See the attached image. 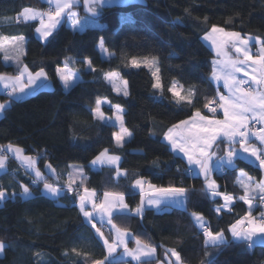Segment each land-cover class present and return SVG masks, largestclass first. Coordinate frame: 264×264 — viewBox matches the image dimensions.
<instances>
[{
    "label": "trees",
    "instance_id": "16d2710c",
    "mask_svg": "<svg viewBox=\"0 0 264 264\" xmlns=\"http://www.w3.org/2000/svg\"><path fill=\"white\" fill-rule=\"evenodd\" d=\"M146 2V7L103 8L97 17L104 25L100 29L89 27L76 32L63 22L43 43L35 35L38 23L23 24L17 18L25 7L45 11L49 5L42 0H0L1 35L23 36L26 40L25 54L18 64H6L0 53V74L18 75L24 65L33 73L44 68L52 84L50 89L26 99L10 101L0 119V147L13 144L23 148L26 155L38 160L41 171L51 164L60 183L45 179L62 188L71 166L80 165L87 177L85 187L95 189L99 196L105 191L123 193L130 208L139 205L141 199L136 191L132 195V184L137 178L157 187L188 188L186 210H147L142 218H113L118 227L156 247L154 264H166L168 248L180 252L183 264H208L209 260H215V264H264V246L248 249L232 244L228 231L247 212L246 204L238 199L243 195L236 184L238 173L244 171L260 179V169L239 160L234 171L227 170L223 176L213 174L220 191L237 200L231 212L224 210L218 215L215 209L221 206L222 199L209 198L204 181L188 175L187 162L163 140L173 124L189 119L197 109L208 115L204 105L216 97V88L210 82L214 54L203 36L215 25L245 37L264 39V0ZM76 11L80 16L86 15L83 7ZM101 38L105 48L114 54L108 60L98 49ZM133 58L158 60L161 88L153 87L156 82L147 68L130 67ZM66 59L73 60L71 68L82 77L69 91L64 90L56 72ZM88 59L94 72L86 70L84 61ZM108 72H117L127 81L128 97L114 92L104 78ZM174 81L186 91L195 90L192 104L177 103L168 91ZM97 99H106L124 109L125 126L132 136L123 148L115 144L118 129L94 118L92 109ZM103 112L110 117L114 114L113 109L106 107ZM105 148L120 156L124 177L116 178L113 168H92L91 161ZM7 165V173L0 176V188L6 190L8 197L0 201V240L7 245L0 264H91L92 260L103 259L105 250L80 212L75 192L52 199L43 193V181L35 187L33 176L9 155ZM21 184L29 187L30 198L20 195ZM258 209L260 215L262 210ZM192 212L202 214L213 232L224 231L229 246L206 248ZM107 235L111 239L109 232ZM133 246L134 242H130L129 247Z\"/></svg>",
    "mask_w": 264,
    "mask_h": 264
},
{
    "label": "snow or ice",
    "instance_id": "6c2138e0",
    "mask_svg": "<svg viewBox=\"0 0 264 264\" xmlns=\"http://www.w3.org/2000/svg\"><path fill=\"white\" fill-rule=\"evenodd\" d=\"M43 2L49 5L47 11L25 7L19 14L17 22H38L35 32L41 41L48 42L62 22L69 23L73 30L78 31H83L84 27L88 25L100 27L95 18L102 14L104 7L114 3V0H43ZM80 7L84 8L88 16L83 24L80 20V13L76 11ZM9 39L13 42L24 41L23 36L11 38L0 36V52L5 50L3 41ZM203 40L210 42L218 57L212 61L213 68L210 75V82L216 85V97L204 105L213 115L211 117L204 115L197 109L189 119L173 124L164 133L163 139L171 146L174 153L178 156L182 154L181 158L186 159L188 165L186 173L193 177H203L205 191L209 198L220 197L222 199L221 206L215 209L219 215L224 210L231 212L236 201L232 195L220 191V185L213 178V173L219 172L223 175L226 169L234 171L238 160L249 163L258 162V167L264 169V39L245 37L240 32L225 31V29L213 25L211 30L203 36ZM253 40L260 46L258 54L252 53ZM13 47H16L15 43H13ZM99 48L102 53H108L102 38L99 41ZM226 49L234 50L235 58ZM10 58L7 54L4 57L5 60ZM84 63L87 64L88 70L95 71L90 59L85 60ZM130 63L136 68L141 67L142 63L143 66L150 69L152 65H156L155 71H153L156 83L153 87H162L156 58H153L152 61L145 58L142 62L133 58ZM246 68L251 71H247ZM56 72L66 89L71 88L79 79L75 72L69 70L67 59L64 62V67H58ZM240 74H243L247 79L240 78ZM104 78L112 84L118 94L129 95L127 81L118 83L119 73L108 72L105 73ZM47 79L48 74L44 68L33 73L29 71L27 65H24L19 69V74L14 77L0 74V85L8 90L7 96L20 99L22 95L28 94L26 89L32 88L35 91L38 87L44 86ZM37 81L40 83L37 84ZM221 87L226 90V94L221 91ZM183 90V85H178L175 81L168 89L177 98V103L186 101L188 104H192V98L196 95L195 90L189 88L187 95L181 96ZM102 104H110V102L106 99H97L92 114L98 121L111 126L118 124L120 131L115 134L116 146L123 148L125 138L132 136V133L124 125V110L118 104L111 105L116 112L115 121H112L105 117L101 110ZM5 110L6 105L0 103V114H3ZM218 111L222 112V118H216ZM252 124L260 127H250ZM253 139L258 141L259 147L252 142ZM218 142L227 146L222 155H218L220 152L217 146ZM237 145H239V150ZM6 153L12 154L15 159L22 162L26 171L33 176V184L43 181L44 190L51 196L59 198L62 193L75 192L80 212L85 221L95 229L105 250L103 259L92 260L91 264H133V262L134 264H154L156 247L142 241L139 237L132 236L127 229L118 227L113 221L114 215L116 217L135 215L142 218L147 208L159 210L162 205L165 207L174 205L187 209L188 188L183 186L157 187L148 182L149 192L145 193L146 181L144 178H137L132 184L134 190L132 195L136 194L135 190H139L141 199L139 205L130 208L125 201L124 194L120 192L105 191L102 198H97L95 189L84 186L87 177L82 167L72 168L63 188L48 183L44 173L37 167L36 158L25 155L23 148L13 144H8L6 148L0 147V171L7 172L8 155ZM120 159L119 155L110 154L109 149L105 148L91 161V165L113 168L116 178H119L126 175V172L121 171ZM45 167L52 175H56V169L51 164H47ZM77 178L79 183H77ZM236 184L243 191V195L238 199L247 205V212L229 226L231 243L246 246L248 249L258 245L264 246V212H261L259 217L253 214L254 208L258 207L253 201L259 199L261 202L259 206H264V179L256 181L248 173L241 171L236 179ZM20 187L22 189L20 195L30 198L32 193L29 187L24 184H21ZM145 195L148 196L147 200H145ZM7 198L6 190L0 188V201ZM190 215L194 225L204 237L206 248L219 249L229 246L230 242L224 231L213 232L206 218L198 212H192ZM93 221L102 226L109 225L111 239L106 237ZM130 241H134L135 248L129 247ZM6 247L7 245L0 240V254L4 253ZM118 250H120L119 254H117ZM73 252H76V249H73ZM77 254L80 253L77 252ZM165 261L166 264H183L181 254L176 248L165 250ZM208 264H215V260H209Z\"/></svg>",
    "mask_w": 264,
    "mask_h": 264
},
{
    "label": "crops",
    "instance_id": "0c3cea01",
    "mask_svg": "<svg viewBox=\"0 0 264 264\" xmlns=\"http://www.w3.org/2000/svg\"><path fill=\"white\" fill-rule=\"evenodd\" d=\"M19 23H23V24H28V23H38V22H35V21H33V22H28V23H24V22H19ZM68 25H69V27H71L70 26V24L68 23ZM88 27V26H87ZM86 27V28H87ZM86 28H84L83 29V31L86 29ZM71 29L73 30V28L71 27ZM74 31H76V32H83V31H78V30H74ZM0 36H5V35H1V29H0ZM6 37H9V36H6ZM9 38H11V37H9ZM255 38V37H254ZM10 40V39H9ZM206 44H207V46L212 50V52H213V54H214V58H213V60H215V59H218V57L216 56V51H215V49L211 46V44H210V42H207V41H204ZM252 53L253 54H258V49H259V45L258 44H256L255 43V41L253 40L252 41ZM26 48V47H25ZM226 50H229V49H226ZM230 51V54H232L233 56H234V58H235V54H234V50H229ZM1 53V52H0ZM2 54V53H1ZM24 54H25V50H24V52H23V56L21 57V58H10V59H8L7 61H9L8 62V65H16V64H18L21 60H22V58L24 57ZM2 56H3V54H2ZM4 57V56H3ZM23 66H21V68H22ZM212 67H213V65H212ZM246 70L247 71H251V69H249V68H246ZM5 75H7V74H5ZM7 76H11V77H14V76H16V75H7ZM240 78H242V79H247V77H244L243 76V74H240ZM40 82L39 81H37V84H39ZM213 85H214V87L216 88V85L214 84V83H212ZM51 86H52V84H51V82H50V80L49 79H47V81H45L44 82V86H41V87H38L35 91H33L32 90V88H28V89H26V91L28 92V94L27 95H22L21 97H20V99H13V98H11V97H9V96H7L6 95V93H7V89H4L3 88V85H0V103H4L5 105H6V108H8L9 107V105H10V101L11 100H23V99H26V98H28V97H30V96H32V95H34V94H36L37 92H39V91H41V90H45V89H50L51 88ZM221 91H224L225 92V94H226V90L225 89H223L222 87H221ZM185 95H187V91L186 90H183V91H181V96H185ZM3 115H4V113L3 114H0V119L3 117ZM211 117V116H210ZM216 118H222V112H221V115L220 116H216ZM131 139V137L130 138H125V141H124V144L126 143V142H128L129 140ZM164 140V139H163ZM166 142V141H165ZM253 143H256V145H257V147H259L260 145H259V143H258V141H255L254 139H253V141H252ZM167 143V142H166ZM115 144H116V141H115ZM218 144H219V142H218ZM170 146V145H169ZM220 147H222V153H224L225 151H226V148H227V146L226 145H222V144H220L219 145ZM171 147V146H170ZM237 147V149L239 150V145H237L236 146ZM6 148V147H5ZM119 148V147H118ZM8 155H9V157L10 158H12L13 160H15L16 162H17V164L19 165V166H21V167H23L24 169H25V167L23 166V164H22V162L20 161V160H17V159H15L13 156H12V154H10V153H7ZM111 154V153H110ZM176 154V153H175ZM177 155V154H176ZM218 155H219V153H218ZM182 156V154L180 155V157ZM185 161H186V159H184ZM239 161V160H238ZM237 161V162H238ZM242 161H244V160H242ZM187 162V161H186ZM236 162V163H237ZM247 162V161H246ZM249 163V162H248ZM250 164H252V165H254L255 167H257V168H259L258 167V162H256V163H250ZM120 165H121V159H120ZM6 166H7V170H8V165H7V162H6ZM72 166H71V168H70V172H72ZM92 168L94 169V170H101L102 168H110V167H107V166H104V167H99V166H92ZM260 169V171H261V177H260V179H255V178H253L254 180H256V181H259V180H261V179H264V169H261V168H259ZM26 170V169H25ZM227 170H229V169H226V171ZM7 173V172H6ZM216 174H217V172H215ZM3 174H5V172L4 171H0V176L1 175H3ZM85 174V173H84ZM214 174V173H213ZM239 174H240V172L238 173V176H239ZM249 175V174H248ZM125 175H122L121 177H124ZM250 176V175H249ZM214 178V177H213ZM77 183H79V179L77 178ZM75 187V186H74ZM62 188V187H61ZM242 190V189H241ZM42 191H43V193L45 194V195H47L48 197H50V198H52V199H57V197H53V196H51L49 193H47L45 190H44V186H43V189H42ZM137 193H139V190H135ZM149 192V189L147 188V182H146V184H145V193H148ZM140 194V193H139ZM62 195H63V193H62ZM61 195V196H62ZM97 198H102V196H99L98 195V193H97ZM147 198H148V196L147 195H145V200H147ZM235 199V198H234ZM125 201H126V198H125ZM235 201L237 202V200L235 199ZM235 202V203H236ZM234 203V204H235ZM253 203L255 204V205H258V207H256V208H254V211H253V214L254 215H256L257 217H259L260 215L258 214V208H259V199H257V200H255V201H253ZM77 205H78V207H79V202L77 201ZM247 206V205H246ZM233 207V206H232ZM169 208H181V207H179V206H168V207H165L164 205H162L161 206V209H155V208H147L146 210H145V212L147 211V210H154V211H160V210H163V209H169ZM181 209H183V208H181ZM89 210H91L90 208H89ZM227 211V210H226ZM144 212V213H145ZM83 215V214H82ZM95 215V214H94ZM115 216V215H114ZM84 217V216H83ZM85 219V218H84ZM93 223H96V227L97 228H100V230L104 233V235L106 236V237H108V235H107V232H109V228H110V226L109 225H101L100 223H97L96 221H93ZM90 225V224H89ZM91 226V225H90ZM105 226L107 227L106 229H105ZM102 227V228H101ZM103 227H104V230H103ZM95 230V229H94ZM109 234H110V232H109ZM111 235V234H110ZM109 238V237H108ZM130 242H134V241H130ZM129 242V243H130ZM136 247V245H135V243H134V246L132 247V248H135ZM131 248V247H130ZM119 251L120 250H118V253L117 254H119ZM156 258H157V252H156ZM133 264H134V262H133ZM158 264H165V263H163V262H159Z\"/></svg>",
    "mask_w": 264,
    "mask_h": 264
},
{
    "label": "rangeland",
    "instance_id": "374dc122",
    "mask_svg": "<svg viewBox=\"0 0 264 264\" xmlns=\"http://www.w3.org/2000/svg\"><path fill=\"white\" fill-rule=\"evenodd\" d=\"M43 1V0H42ZM45 11H47V9L45 10ZM88 18V16H87V14L86 15H84V16H80V20H81V23L83 24L84 23V21L86 20ZM96 20H97V23L100 25V27H97V26H95V25H88V27L87 28H89V27H92V28H102L104 25L102 24V23H100L99 22V20H98V18H95ZM63 24V22L61 23V25ZM60 25V26H61ZM59 26V27H60ZM59 27H58V29H59ZM86 27H84V28H86ZM57 29V30H58ZM56 30V31H57ZM35 35H36V37L39 39V37H38V34L35 32ZM51 38V37H50ZM50 38H49V40H50ZM40 40V39H39ZM41 41V40H40ZM43 43H46V42H44V41H42ZM3 43H4V45H5V50L4 51H2L1 53L3 54V56L5 57V55L7 54V55H9L11 58H21L22 56H23V52H24V50H25V47H26V40H25V38H24V41H22V42H20V41H16V42H13L11 39L10 40H6V41H3ZM13 43H15L16 44V47H13ZM98 49H99V51H100V53H101V55H102V57H103V59H105V60H108V59H110L111 57H113L114 56V54L113 53H110L109 51H108V53L107 54H105V53H102V51L100 50V48H99V45H98ZM138 60V62H142L144 59H137ZM149 61H152L153 59H148ZM4 61H5V63L6 64H8V62L9 61H7V60H5L4 59ZM72 64H73V60L72 59H70V60H68V68H69V70H71V71H73V72H75L76 73V75L79 77V79H78V81H76L75 83H74V85L73 86H75L76 84H78L81 80H82V77L78 74V72H76L75 70H73L72 68H71V66H72ZM155 66L156 65H152V67H151V69L149 68V67H145V66H143V63L141 64V67H139V68H147L150 72H151V74L153 75V71H155ZM64 67V66H63ZM63 67H61V68H63ZM130 67L131 68H133V69H139V68H136V67H133L131 64H130ZM159 67V66H158ZM86 70L87 71H90V70H88V68H87V64H86ZM154 77V76H153ZM58 78H59V76H58ZM59 80H60V78H59ZM106 80V79H105ZM154 80H155V78H154ZM120 81H126V80H124L122 77H121V75L119 74V79H118V83H120ZM60 82H61V84H62V86H63V88H64V90L65 91H69L71 88H65L64 87V85H63V82L60 80ZM106 82L113 88V86H112V84L111 83H109V81L108 80H106ZM155 82H156V80H155ZM121 87H123V85L121 84ZM113 90H114V88H113ZM127 90H128V92H129V89H128V83H127ZM114 92L117 94V95H120V96H123L122 94H118L115 90H114ZM129 96V95H128ZM128 96H123V97H128ZM111 103L110 104H102L101 105V110L103 111V108H111V109H113L114 110V114H113V116L112 117H110V116H107L105 113V117L106 118H109V119H111L112 121H115V115H116V112H115V108H113V107H111ZM124 110V109H123ZM124 115H125V111H124ZM109 125V124H108ZM124 125H125V118H124ZM117 129H118V131L116 132V133H118L119 131H120V129H119V126H118V124L115 126ZM126 127V126H125ZM250 127H253V124H252V126L250 125ZM115 133V134H116ZM25 152V151H24ZM26 155V154H25ZM33 157V156H32ZM36 161H37V167H38V160L36 159ZM72 167H82V166H80V165H73ZM6 168H7V166H6ZM83 168V167H82ZM122 172H124L123 170H121ZM41 172H43V171H41ZM215 173V172H214ZM44 177H45V175H44ZM261 204V202H260V200H259V205Z\"/></svg>",
    "mask_w": 264,
    "mask_h": 264
},
{
    "label": "water",
    "instance_id": "95a60500",
    "mask_svg": "<svg viewBox=\"0 0 264 264\" xmlns=\"http://www.w3.org/2000/svg\"><path fill=\"white\" fill-rule=\"evenodd\" d=\"M146 6H147L146 0H114V3H112L111 5H108V6L104 7V8H108V9H127V8H130V7H146ZM43 173H44L45 177L48 178L49 180L55 182L56 184L60 183L57 171H56V175H52V173H50L48 171V169L44 166ZM199 177H200V179L202 181H204L202 176H199ZM6 249H7V247H6ZM4 258H5V251H4L3 254H0V259L3 260Z\"/></svg>",
    "mask_w": 264,
    "mask_h": 264
},
{
    "label": "built area",
    "instance_id": "2783aa9c",
    "mask_svg": "<svg viewBox=\"0 0 264 264\" xmlns=\"http://www.w3.org/2000/svg\"><path fill=\"white\" fill-rule=\"evenodd\" d=\"M49 7V6H48ZM48 7H47V9H48ZM205 113L206 114H208L209 116H212L213 114L212 113H209L208 112V110L205 108ZM221 114V112H217V114H216V116H218V115H220ZM252 126V125H251ZM253 127H260L259 125H254L253 124ZM226 170H225V173L223 174V175H225L226 174ZM188 174V173H187ZM189 175V174H188ZM217 175H219V176H223L222 174H220L219 172H217ZM191 176V175H190ZM41 184V182L40 183H38V184H34V186L35 187H38L39 185ZM74 192H71V193H69V194H73ZM261 205V204H260ZM260 207V209L262 210V212H264V206H259Z\"/></svg>",
    "mask_w": 264,
    "mask_h": 264
}]
</instances>
